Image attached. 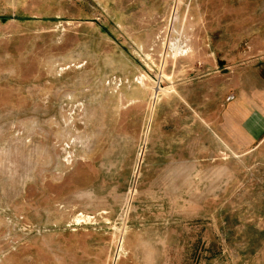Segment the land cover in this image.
I'll return each mask as SVG.
<instances>
[{
    "label": "rangeland",
    "instance_id": "1",
    "mask_svg": "<svg viewBox=\"0 0 264 264\" xmlns=\"http://www.w3.org/2000/svg\"><path fill=\"white\" fill-rule=\"evenodd\" d=\"M0 264H264V0H0Z\"/></svg>",
    "mask_w": 264,
    "mask_h": 264
}]
</instances>
